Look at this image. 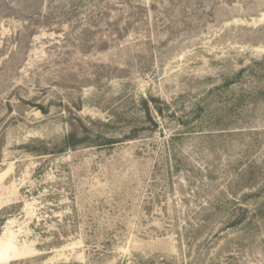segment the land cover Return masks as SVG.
<instances>
[{
  "label": "rangeland",
  "instance_id": "obj_1",
  "mask_svg": "<svg viewBox=\"0 0 264 264\" xmlns=\"http://www.w3.org/2000/svg\"><path fill=\"white\" fill-rule=\"evenodd\" d=\"M0 264H264V0H0Z\"/></svg>",
  "mask_w": 264,
  "mask_h": 264
},
{
  "label": "trees",
  "instance_id": "obj_2",
  "mask_svg": "<svg viewBox=\"0 0 264 264\" xmlns=\"http://www.w3.org/2000/svg\"><path fill=\"white\" fill-rule=\"evenodd\" d=\"M143 105H144V108H145L147 114L149 115V118H150L149 102L148 101H143ZM150 120H151V118H150ZM84 140H87V139L86 138L85 139L79 138L77 132L76 131H72V132L68 133L66 135V137L64 138L63 146H62L61 150L75 147L78 144L84 142ZM106 142H109L111 144L114 143L112 139H106ZM12 209L14 210V209H16V207H12ZM231 224L233 226H236L237 224H239V221L238 220L233 221Z\"/></svg>",
  "mask_w": 264,
  "mask_h": 264
}]
</instances>
